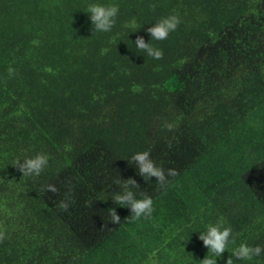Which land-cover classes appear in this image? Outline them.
<instances>
[{
	"label": "trees",
	"instance_id": "trees-1",
	"mask_svg": "<svg viewBox=\"0 0 264 264\" xmlns=\"http://www.w3.org/2000/svg\"><path fill=\"white\" fill-rule=\"evenodd\" d=\"M90 3L119 6L111 31H93ZM169 15L176 30L151 41ZM142 151L178 175L145 181ZM38 153L48 165L23 176ZM130 178L154 209L131 223L112 199ZM221 221L217 264L264 249V0H0V264H200Z\"/></svg>",
	"mask_w": 264,
	"mask_h": 264
},
{
	"label": "clouds",
	"instance_id": "clouds-1",
	"mask_svg": "<svg viewBox=\"0 0 264 264\" xmlns=\"http://www.w3.org/2000/svg\"><path fill=\"white\" fill-rule=\"evenodd\" d=\"M119 12V6L102 5L99 3H90L87 7V13L90 15V20L93 27V31L108 32L111 31L115 24V17ZM180 23L179 17L176 15H169L159 19L153 26L147 29V32L151 36L152 40H165L168 38L170 32L175 31ZM135 46L137 49L147 53L148 56L154 59H162L163 52L161 49L154 47L150 42L146 43L142 36H138L135 40ZM9 76L14 74V69L9 67ZM165 127L171 130L173 125L166 123ZM66 150H71L70 146H66ZM48 156L44 153H38L33 157H26L23 162L17 161L16 166L23 176H39L41 172L48 165ZM131 163H135L139 169V175H141L145 181L152 177L156 178L160 187H164L169 183L167 177H175L178 175L177 170L168 169L167 177L162 167L156 165V163L150 158L148 151L137 152L131 156ZM120 185L123 191L120 193H113L112 199L118 205H126L131 210L130 217L126 220L131 223L139 220L142 217H149L153 212V200L144 191L139 193L133 192L131 189H139V184L134 179L120 180ZM44 191L56 192L57 189L54 185L48 184L44 187ZM139 195V198H136ZM59 207L65 211L68 210V203L61 201ZM110 216L113 224L120 223V217L117 215L115 209H110ZM232 236V230L230 227L223 225V222L216 224H208L206 231L201 232L199 239L203 241V245L209 250L204 259L200 260V264H217V258L227 251L230 243V237ZM6 238L5 231L0 230V242ZM231 243H235L232 240ZM228 252V251H227ZM264 252L260 246H249L246 243H241L236 247L229 258L226 260V264H234L235 260H252L253 257L260 256Z\"/></svg>",
	"mask_w": 264,
	"mask_h": 264
}]
</instances>
